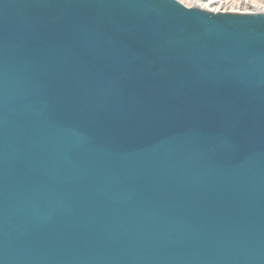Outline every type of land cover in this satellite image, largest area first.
<instances>
[{
    "label": "water",
    "instance_id": "1",
    "mask_svg": "<svg viewBox=\"0 0 264 264\" xmlns=\"http://www.w3.org/2000/svg\"><path fill=\"white\" fill-rule=\"evenodd\" d=\"M0 264H264V12L0 0Z\"/></svg>",
    "mask_w": 264,
    "mask_h": 264
},
{
    "label": "bare ground",
    "instance_id": "2",
    "mask_svg": "<svg viewBox=\"0 0 264 264\" xmlns=\"http://www.w3.org/2000/svg\"><path fill=\"white\" fill-rule=\"evenodd\" d=\"M186 6H196L203 9H207L213 12H219V11H230V12H241V13H247V12H264V3H252V5L249 6L245 5L246 7H238V5L235 3H230L229 5L225 4L224 1L221 0H179ZM233 2V0L231 1ZM238 3V2H237ZM247 3V2H246ZM245 3V4H246ZM254 4V5H253ZM242 5V4H241ZM240 6V5H239Z\"/></svg>",
    "mask_w": 264,
    "mask_h": 264
},
{
    "label": "rangeland",
    "instance_id": "3",
    "mask_svg": "<svg viewBox=\"0 0 264 264\" xmlns=\"http://www.w3.org/2000/svg\"><path fill=\"white\" fill-rule=\"evenodd\" d=\"M221 1H224V3L226 2V0H221ZM228 2H226L225 4L227 5H229L230 3H236L237 5H238V7H246L247 5L249 6V4H250V6L252 5V3L254 2V3H264V0H233V2H231L232 0H227ZM253 1V2H252ZM238 2V3H237ZM247 2V3H246ZM246 3V4H245ZM258 3V4H259ZM242 4V5H241ZM240 5V6H239ZM246 5V6H245ZM254 5V4H253Z\"/></svg>",
    "mask_w": 264,
    "mask_h": 264
}]
</instances>
